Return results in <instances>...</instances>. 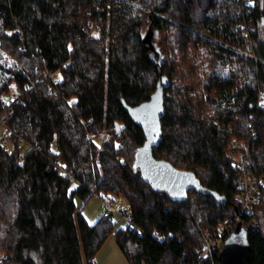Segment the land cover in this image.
Returning a JSON list of instances; mask_svg holds the SVG:
<instances>
[{
	"label": "trees",
	"instance_id": "1",
	"mask_svg": "<svg viewBox=\"0 0 264 264\" xmlns=\"http://www.w3.org/2000/svg\"><path fill=\"white\" fill-rule=\"evenodd\" d=\"M156 60L169 86L153 154L225 202L142 177L131 110L157 89ZM0 113V264H96L113 231L131 264H198L203 231L240 206L246 147L264 176V0H0ZM94 194L126 198V225L90 223L76 196ZM246 217L250 264H264V184Z\"/></svg>",
	"mask_w": 264,
	"mask_h": 264
},
{
	"label": "water",
	"instance_id": "2",
	"mask_svg": "<svg viewBox=\"0 0 264 264\" xmlns=\"http://www.w3.org/2000/svg\"><path fill=\"white\" fill-rule=\"evenodd\" d=\"M156 64L160 72L157 89L149 100L131 110L134 118L143 127L146 136L136 156V164L141 169L142 177L155 189L164 190L175 200H183L188 191L194 188L202 193H211L225 202V195L204 186L193 171L177 169L169 161L155 158L153 146L157 144V128L164 109V91L169 86V78L163 73L161 63L156 60ZM218 259V264H250L251 245L248 229L242 223L239 222L235 230L226 238Z\"/></svg>",
	"mask_w": 264,
	"mask_h": 264
},
{
	"label": "built area",
	"instance_id": "3",
	"mask_svg": "<svg viewBox=\"0 0 264 264\" xmlns=\"http://www.w3.org/2000/svg\"><path fill=\"white\" fill-rule=\"evenodd\" d=\"M90 24H94L91 22ZM96 27V26H95ZM97 29V27H96ZM95 30V29H93ZM93 32V31H92ZM12 62L7 61V65H10ZM51 78H54L55 73L48 72ZM19 97V92L14 91L12 95V101H16ZM3 105L5 103L3 102ZM4 122V116L0 113V123ZM3 142H8L11 140V132L8 131V134L2 136ZM234 144V143H231ZM248 147L245 148V152L239 156L238 166L241 170L242 183L239 188V192L237 193V197L241 200L240 206L236 213L232 216L230 220L226 223L220 225L216 232L211 231H203L204 238V247L199 253V262L204 259V257L214 249H221L225 243L226 238L235 230V227L240 222L244 225L246 229L249 227H256V223L248 219L246 216L252 212L254 203L258 201V192L260 186L264 184V176L261 177L258 181H254L249 168V157ZM24 154H22L23 156ZM114 211H118L127 221L130 220V215L125 213L124 211L115 209L114 205L107 201L106 209L104 211L105 215H110Z\"/></svg>",
	"mask_w": 264,
	"mask_h": 264
},
{
	"label": "rangeland",
	"instance_id": "4",
	"mask_svg": "<svg viewBox=\"0 0 264 264\" xmlns=\"http://www.w3.org/2000/svg\"><path fill=\"white\" fill-rule=\"evenodd\" d=\"M153 41L156 48L162 47V34H158L155 38H153ZM59 74L61 75V73ZM6 134H8V131L6 130L5 125L0 123V137ZM76 200L78 206L82 207L83 213L90 223L95 222L100 216L104 214L107 201L111 202L115 209L126 211L127 214H130L129 204L124 197L115 196L113 198V196L94 194L87 201L79 198L78 196H76ZM110 215L114 217L115 221L119 222V226L126 225L127 220L121 216L118 211H114L113 214ZM96 264H131L120 249L114 231L108 236L102 247L97 252Z\"/></svg>",
	"mask_w": 264,
	"mask_h": 264
},
{
	"label": "bare ground",
	"instance_id": "5",
	"mask_svg": "<svg viewBox=\"0 0 264 264\" xmlns=\"http://www.w3.org/2000/svg\"><path fill=\"white\" fill-rule=\"evenodd\" d=\"M48 74V73H47ZM28 87V86H27ZM12 93H14V92H12ZM2 103V102H1Z\"/></svg>",
	"mask_w": 264,
	"mask_h": 264
}]
</instances>
